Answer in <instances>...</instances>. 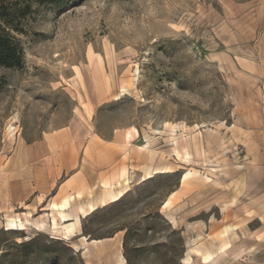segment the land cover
Returning a JSON list of instances; mask_svg holds the SVG:
<instances>
[{
  "label": "rangeland",
  "instance_id": "374dc122",
  "mask_svg": "<svg viewBox=\"0 0 264 264\" xmlns=\"http://www.w3.org/2000/svg\"><path fill=\"white\" fill-rule=\"evenodd\" d=\"M169 3L135 45L115 37L111 7L138 15L136 0L34 1L12 32L0 264H264V0ZM98 178L122 196L79 218L73 205L62 239L47 201L85 202ZM22 182L47 197L13 203ZM90 238L102 240L91 260Z\"/></svg>",
  "mask_w": 264,
  "mask_h": 264
},
{
  "label": "crops",
  "instance_id": "0c3cea01",
  "mask_svg": "<svg viewBox=\"0 0 264 264\" xmlns=\"http://www.w3.org/2000/svg\"><path fill=\"white\" fill-rule=\"evenodd\" d=\"M52 144V145H51ZM49 143V146L50 147H52V148H54L56 145H57V143L56 142H54V141H52V143ZM59 157H56V159H55V161L56 162H58L59 161ZM69 179H67L66 180V182L68 181ZM118 181V180H117ZM116 181V182H117ZM102 182H104V181H100V178H98L97 180H96V182H95V185H91V188H93L94 186H96V187H98V191H93L91 188H90V190H89V192H90V194H89V198L85 201V202H80V203H74V201L73 200H75L76 198H74L72 201H71V197H63L64 196V194L63 195H60V196H58V197H56L58 194H59V191L60 190H58L57 191V193H55L56 195L54 196V195H52L51 196V199L49 200V201H47V203H46V209H47V216L50 218V220H49V225H50V228H51V213H50V211H53V212H55L56 213V216H54L55 218H56V222H57V219H59L60 221H62L61 219H60V217L58 216V210H60V209H53L52 207H51V204H53V200H57V202L58 203H56V204H60L65 198H68L69 200H68V204L63 208V209H61V211L62 212H64L66 215H67V217H68V220H66L65 222H67V224L64 226V228L65 227H67V226H69L70 225V223L71 222H74V230H75V227H77V224H78V221H77V219L75 220L74 219V215L72 214V208H73V205H75V212H76V214H77V217L79 218V217H83V215H82V212L81 211H85V212H87L88 210H89V208L90 207H92L93 209H95V207L96 206H100V205H103V204H105L106 202H108L111 198H110V196L112 195H115L116 193V189H113V191H111V192H109V193H105V191L103 190V188L101 187V184H102ZM107 182H109V183H111V184H114V183H116V182H114V183H112L111 181H109V180H107ZM83 184V183H82ZM117 184V183H116ZM115 184V185H116ZM30 186H28V184L26 183V182H22V183H20V185L18 186V189H17V191H15L12 195H10V200L13 202V203H15V204H20L21 202H23V201H25V200H27L28 198H31V201L34 203V204H38V203H40L41 202V199L43 198V197H47V191H44V190H42V189H37L35 186H33V184H29ZM42 186V185H41ZM117 186H119V185H117ZM30 187H32L31 189H30ZM43 187H46V188H48V189H51V188H49V185L48 184H45V186H43ZM115 193V194H114ZM79 194V193H78ZM77 194V196H80V194L78 195ZM111 196V197H112ZM63 197V198H62ZM62 198V199H61ZM60 202H59V201ZM70 202H71V204H70ZM55 204V203H54ZM69 206H70V210L68 211V208H69ZM50 207V208H49ZM72 207V208H71ZM80 209V210H79ZM79 210V211H78ZM71 214V216H70V214ZM27 213H29V212H27ZM26 214V213H25ZM80 215H82V216H80ZM53 216V215H52ZM62 222H64V221H62ZM58 228V227H57ZM64 228H63V232H64ZM73 233H74V231H73ZM73 233H72V235H73ZM71 235V236H72ZM97 243H102V240L100 241V242H97ZM97 243H92V242H87L86 244H84L83 246H81L80 247V252L86 257V259H90L91 260V258L92 257H94L96 254H97V252L95 251V249L93 248V246H92V244H97Z\"/></svg>",
  "mask_w": 264,
  "mask_h": 264
},
{
  "label": "trees",
  "instance_id": "16d2710c",
  "mask_svg": "<svg viewBox=\"0 0 264 264\" xmlns=\"http://www.w3.org/2000/svg\"><path fill=\"white\" fill-rule=\"evenodd\" d=\"M34 1L42 0H0V65L20 64L21 45L12 32H22L21 21ZM46 1L54 3L55 0Z\"/></svg>",
  "mask_w": 264,
  "mask_h": 264
},
{
  "label": "clouds",
  "instance_id": "9594fccd",
  "mask_svg": "<svg viewBox=\"0 0 264 264\" xmlns=\"http://www.w3.org/2000/svg\"><path fill=\"white\" fill-rule=\"evenodd\" d=\"M141 9L139 14H126L119 4H113L111 15L116 17L114 34L116 38H123L130 44H137L144 38L151 24L171 5L169 0H136Z\"/></svg>",
  "mask_w": 264,
  "mask_h": 264
},
{
  "label": "bare ground",
  "instance_id": "6f19581e",
  "mask_svg": "<svg viewBox=\"0 0 264 264\" xmlns=\"http://www.w3.org/2000/svg\"><path fill=\"white\" fill-rule=\"evenodd\" d=\"M123 175V174H122ZM127 179V178H126ZM102 185V184H101ZM117 185H120V183H117L116 185H112V184H105L104 185V188L106 189V190H110V189H113L115 186H117ZM80 194V193H79ZM78 194V195H79ZM122 192L121 191H118L115 195H113L112 196V198H111V200L110 201H115V200H117V199H119L121 196H122ZM68 198H65L60 204H51V207L53 208V209H60V210H58V216L60 217V219L62 220V221H66V220H68V217H67V215L64 213V212H62L61 211V209H63L67 204H68ZM166 203V202H165ZM50 208V207H49ZM80 210V209H79ZM78 210V211H79ZM94 209L92 208V207H90L89 208V210L87 211V212H85V211H81L82 212V215L83 216H86V215H88L89 213H91L92 211H93ZM82 215H80V216H82ZM4 224V223H3ZM68 225V224H67ZM4 226V225H3ZM50 226V225H49ZM74 222H71L70 223V225L69 226H67V227H65L64 228V232H62V234H61V238L62 239H68L71 235H72V233H73V231H74ZM37 227H38V225H37ZM57 222H56V218L54 217V216H52L51 215V229L52 230H56L57 229ZM5 229L6 230H15V231H20V230H23V229H25V227H24V225H23V223L21 222V221H19V220H14V219H8V220H6V222H5ZM85 240L87 239L86 237H83ZM101 240V239H100ZM99 239H91L90 238V240H88L87 242L89 243V242H92V243H97V242H99L100 241ZM203 259L204 260H206V259H208V257L206 256V257H203ZM209 260V259H208Z\"/></svg>",
  "mask_w": 264,
  "mask_h": 264
}]
</instances>
